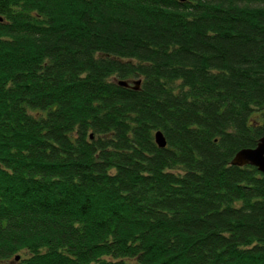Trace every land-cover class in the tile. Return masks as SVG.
<instances>
[{
	"label": "trees",
	"instance_id": "obj_1",
	"mask_svg": "<svg viewBox=\"0 0 264 264\" xmlns=\"http://www.w3.org/2000/svg\"><path fill=\"white\" fill-rule=\"evenodd\" d=\"M263 136L264 0H0V264H264Z\"/></svg>",
	"mask_w": 264,
	"mask_h": 264
},
{
	"label": "water",
	"instance_id": "obj_2",
	"mask_svg": "<svg viewBox=\"0 0 264 264\" xmlns=\"http://www.w3.org/2000/svg\"><path fill=\"white\" fill-rule=\"evenodd\" d=\"M137 86L135 89H138L139 81L134 83ZM120 86L130 87L131 85L126 81H120ZM155 142L159 148L164 149L167 147V141L163 134V132L158 131L155 133ZM232 164L235 166L243 167V166H254L259 172L264 174V136L260 140L258 146L255 149H243L239 151L234 159L232 160ZM19 260V257L16 258Z\"/></svg>",
	"mask_w": 264,
	"mask_h": 264
},
{
	"label": "bare ground",
	"instance_id": "obj_3",
	"mask_svg": "<svg viewBox=\"0 0 264 264\" xmlns=\"http://www.w3.org/2000/svg\"><path fill=\"white\" fill-rule=\"evenodd\" d=\"M233 165V164H232ZM233 166H235V165H233ZM248 166V165H247ZM237 167H239V166H237ZM243 167H245V166H243ZM252 167H254V166H252ZM256 168V167H255Z\"/></svg>",
	"mask_w": 264,
	"mask_h": 264
},
{
	"label": "rangeland",
	"instance_id": "obj_4",
	"mask_svg": "<svg viewBox=\"0 0 264 264\" xmlns=\"http://www.w3.org/2000/svg\"><path fill=\"white\" fill-rule=\"evenodd\" d=\"M135 80H138V79H135ZM132 83V82H131ZM132 85L134 86L135 84L134 83H132Z\"/></svg>",
	"mask_w": 264,
	"mask_h": 264
}]
</instances>
